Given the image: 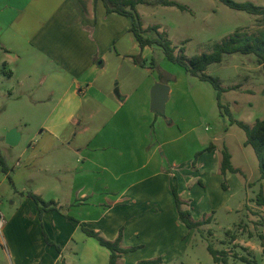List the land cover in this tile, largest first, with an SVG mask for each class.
<instances>
[{
	"label": "crops",
	"instance_id": "crops-1",
	"mask_svg": "<svg viewBox=\"0 0 264 264\" xmlns=\"http://www.w3.org/2000/svg\"><path fill=\"white\" fill-rule=\"evenodd\" d=\"M130 24L107 14L101 0H0L1 61L11 64L9 76L19 77L20 87L44 93L38 105L47 110L42 132L0 178L9 196L7 205L0 198L6 221L0 264H109V250L82 227L108 241L122 231L120 246L134 250L119 264L157 258L173 264L194 231L178 218L174 184L193 221L215 220L220 209L233 212L228 203L236 189L227 182L236 174H221L222 155L213 143L193 157L187 135L194 129L166 122L175 112L167 108L174 74L162 69L167 78L161 82L146 59L144 67L133 62L151 47H139ZM157 82L169 86L163 114L151 110ZM183 139L188 145L177 146ZM209 182L216 198L203 195ZM27 193L53 201L56 209L40 213ZM233 236L232 244L251 252Z\"/></svg>",
	"mask_w": 264,
	"mask_h": 264
},
{
	"label": "rangeland",
	"instance_id": "rangeland-1",
	"mask_svg": "<svg viewBox=\"0 0 264 264\" xmlns=\"http://www.w3.org/2000/svg\"><path fill=\"white\" fill-rule=\"evenodd\" d=\"M171 1L186 9L181 10L175 6L137 5L136 11L144 29L151 26L160 27V33H164L175 47V54L182 48L187 58L211 53L214 44L234 32L256 35L264 32V16H253L231 9L220 0ZM233 1L251 2L264 7V0ZM145 55L146 57L140 56L148 62L153 60L152 65L157 74L161 72L160 75L165 78L162 73L164 69L175 75L169 77L173 93L167 105L169 110L175 108L174 117L172 120H165L167 123L175 122L185 131L194 129L187 135L193 157L196 156L197 151H194L197 146L207 148L213 143L219 155L227 148L233 166L240 169L231 181L227 182L231 189H236L228 203L233 212L226 213L225 209H220L214 215L215 220H212L205 230L192 229L194 231L191 233L188 249H184L183 258L173 264H214L207 251L208 244L227 252L230 257L226 264H264V207L256 203L264 181L260 179L258 160L253 149L244 145V131L231 122L232 118L252 126L257 119L264 120V73L261 66L252 54L234 53L225 54L220 63L207 67L206 74L217 77L222 88L235 87L221 95V103L229 109L230 114L227 115L224 109L218 108L212 86L185 73L181 66L166 58L160 47L151 46V51H146ZM11 67V64H3L0 58V157L8 167L7 173L9 167L14 165L27 148L29 139L42 132L47 111L38 105L44 93L33 85L28 89L20 87V78L9 76ZM10 129H16L23 136L14 146L5 142V135ZM187 139L178 141L177 146L184 143L188 145ZM7 173L0 165V178ZM237 182L241 183V189L236 188ZM208 185L204 188L203 195L210 194L216 198L211 183ZM8 197L6 198L0 190V198L5 205L9 203ZM227 231L230 232L229 235L226 234ZM232 236L247 243L251 252H245L241 247L232 244ZM234 254L245 256L252 262L237 260L233 258Z\"/></svg>",
	"mask_w": 264,
	"mask_h": 264
},
{
	"label": "trees",
	"instance_id": "trees-1",
	"mask_svg": "<svg viewBox=\"0 0 264 264\" xmlns=\"http://www.w3.org/2000/svg\"><path fill=\"white\" fill-rule=\"evenodd\" d=\"M107 14L115 13L120 16L127 17L131 24L129 26V32L135 37L139 47L142 49L144 47L158 46L160 47L166 58L181 66L186 73L198 78L200 81L209 83L213 90L215 91V100L219 109H224L225 114H230L229 109L225 108L221 103V95L226 90H233L235 87H230L224 89L221 87L220 81L217 77H212L206 74L207 67L213 63H220L225 54L239 53L242 55L252 54L255 56L258 65L261 66L264 73V32L258 35L256 34H242L239 32H234L228 37L222 39L220 42L214 44L211 53H202L200 55H195L187 58L184 55L183 48L180 49L178 54H175V47L172 46L171 41L168 40L164 33L159 32V26H151L146 29L143 28L139 14L136 11L137 5H147V6H175L181 10H185L184 6L178 5L171 0H101ZM224 5L231 9L237 11H244L253 16H264V7L257 6L251 2L238 3L233 0H220ZM152 33V34H151ZM133 62L141 67L145 66V61L140 55L131 57ZM153 61V60H152ZM152 61L150 65H152ZM161 74V73H160ZM160 81L163 82V77L159 76ZM166 83V81H165ZM231 122L236 124L239 128L244 131L245 134V146H250L258 160L260 179L264 181V120L257 119L252 126H248L242 121L233 120ZM213 148L210 144L203 151H210ZM202 151V152H203ZM197 152L195 158L202 153ZM222 157L220 162V172L225 174L227 171L232 173H238V169H234L231 165V155L227 148L222 150ZM0 165H2L3 170L7 173L8 167L5 166L3 159L0 157ZM195 165V160L193 161V166ZM223 187L224 184H223ZM172 195L175 202V206L178 213V218L188 229H199V227L209 224L212 220L211 216L204 217L199 221H193L191 219V213L187 209H183L184 204L178 195L177 185L174 184L172 187ZM27 196L34 200L40 213L54 210L55 203L53 201L45 202L39 196L32 193H27ZM256 203L259 206H264V196L262 190L259 192L256 198ZM83 232L94 238L99 245L107 248L110 252L109 264H119L118 261L124 253L131 252L134 248H122L120 246L122 240V231L119 232L117 238L114 241H108L101 237V235L93 230L82 227ZM227 231V235H229ZM45 242L54 246L58 251L59 246L51 242L46 235H44ZM207 251L212 256L214 264H226L228 260V254L224 250H216L211 244L207 245ZM233 258L240 260L245 263L252 262L245 256H239L234 254ZM161 259L157 258L154 260L140 261L137 264H160Z\"/></svg>",
	"mask_w": 264,
	"mask_h": 264
},
{
	"label": "water",
	"instance_id": "water-1",
	"mask_svg": "<svg viewBox=\"0 0 264 264\" xmlns=\"http://www.w3.org/2000/svg\"><path fill=\"white\" fill-rule=\"evenodd\" d=\"M169 86L161 82H157L153 85L150 91L151 110L157 114H163L165 110V104L168 100ZM20 139L19 133L16 129H11L5 135V142L14 146Z\"/></svg>",
	"mask_w": 264,
	"mask_h": 264
},
{
	"label": "built area",
	"instance_id": "built-area-1",
	"mask_svg": "<svg viewBox=\"0 0 264 264\" xmlns=\"http://www.w3.org/2000/svg\"><path fill=\"white\" fill-rule=\"evenodd\" d=\"M5 217L0 213V234L2 233V229L5 225Z\"/></svg>",
	"mask_w": 264,
	"mask_h": 264
}]
</instances>
